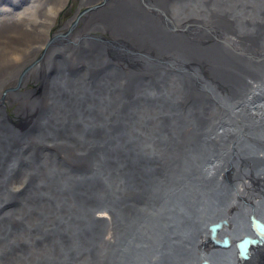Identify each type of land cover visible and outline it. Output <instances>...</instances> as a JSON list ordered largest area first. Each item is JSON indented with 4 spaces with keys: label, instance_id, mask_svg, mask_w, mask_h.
<instances>
[{
    "label": "bare ground",
    "instance_id": "1",
    "mask_svg": "<svg viewBox=\"0 0 264 264\" xmlns=\"http://www.w3.org/2000/svg\"><path fill=\"white\" fill-rule=\"evenodd\" d=\"M67 1L0 0V10L9 9L7 15L0 11V244L14 246L11 253H0V264H22L14 260L27 251L32 252L22 255L27 261L50 256L48 252H62L64 257L88 253L82 264L108 257L116 235L94 217L100 208H107L94 201L101 186L92 174L69 169L76 171L73 166L91 159V145L97 139L103 140L105 148L112 141L105 124L114 100L122 98V64L132 69L149 59L167 60L164 56L171 52L161 55L153 47L164 50L171 45L187 51L185 62L192 60V66L199 69L207 67L202 70L205 78L220 58L248 67L241 59L249 61L255 53L257 66L264 65V47L259 48L264 46L260 44L264 0H238L249 23L243 20L246 30L239 35L231 33L226 50L205 33L206 21L193 18L204 13L198 0H79L74 15L65 22L59 12ZM192 34L198 46L191 41ZM231 49L246 57L229 54ZM114 51L122 56L112 64ZM84 58L90 64L87 71L82 67ZM161 59L157 61L162 70L166 63ZM258 78L264 83V75ZM167 84V99L169 94L180 95V79L170 76ZM139 94L144 95L142 101L157 97L142 85ZM261 94L262 99L254 97L253 112H264ZM142 101L139 111L145 122L135 126L138 134L155 139L169 132L182 136L177 138L181 147L196 146V156H205L204 169L192 177L187 190L174 194L169 208L158 210L151 224L153 235L144 233L133 254L120 252L121 264H264V243L251 250L248 261H239L234 247L239 238L251 234L250 216L264 223V126L223 128L213 107L191 106L182 116L166 103L148 107ZM186 117L191 124L176 123ZM206 131L213 140L200 141ZM115 146L118 151L112 155L110 149L103 158L113 163V169L124 165L132 170L130 179L152 190L155 186L146 168L166 158L163 149L143 140L137 143L132 135ZM141 149L156 160L151 161L144 151L139 153ZM58 160L68 163L67 168ZM17 194L21 204L13 206ZM181 197L188 200L183 206H179ZM10 212L18 215L23 230L10 229ZM107 215L102 212L100 217ZM26 219L34 236L25 234ZM215 223L219 229L214 237L232 242L226 249L215 246L209 237L208 226ZM133 247L128 243L126 249Z\"/></svg>",
    "mask_w": 264,
    "mask_h": 264
},
{
    "label": "water",
    "instance_id": "2",
    "mask_svg": "<svg viewBox=\"0 0 264 264\" xmlns=\"http://www.w3.org/2000/svg\"><path fill=\"white\" fill-rule=\"evenodd\" d=\"M198 3L201 8H205L204 13L200 12L197 17L193 18L202 19L204 23L206 21V25L209 24L205 33L211 36L213 43H216L219 47L221 46L224 50H226V42L230 39L231 33L238 34L239 31L246 30L245 27H242L243 20H246L247 23H249V20L243 17L245 11L240 1L206 0L203 2L198 0ZM262 35H264V32ZM192 36H190L192 38L191 41L198 46L195 34ZM226 36L228 39H223ZM145 42L143 41L142 43L145 44ZM262 43H264V38L260 41V44ZM153 50L161 55L171 52L164 56L168 57L167 60L158 58L166 63L163 69L159 68L161 63L157 61L158 59L154 62L149 59L145 63H138L132 69H125L127 63L122 64L123 77L120 91L122 98L121 100L119 99L120 97L116 98L119 99L117 102L114 100L113 109L109 118H107V124H105L106 133L109 134L112 141L108 143L106 148L101 139H97L94 142L95 145H91L94 147V152L91 159H89L91 163L86 171L84 170L89 160L81 165L73 166L76 171L69 169L77 174H92L93 179L101 186L102 191L95 196L94 201L97 204L105 203L107 208H100L94 214V217L103 222L109 230L114 229L116 235L109 244L111 247L107 250L108 257L107 255L105 256L106 258L103 257V260H106V264L121 257L120 252L133 254L136 250V245H138L137 243L140 242L144 233L148 237L153 235L151 224L154 223L158 210L168 207L173 202L174 194L187 190L192 177L199 176L204 169L203 161L205 156H196V146L192 147L189 145L186 147L184 144L181 147L177 138L182 136L169 132L167 136L155 139L151 135L143 136V134H138L139 128L135 126L145 122L139 111L140 102L142 97H144V95H138L141 85L145 86V90L147 88L152 89L157 95L156 99L153 95L143 98L142 102L148 107H155L163 102L169 108L181 111L182 116H186L185 113L191 106L205 107L207 105L215 108V118L223 124V128L238 125L249 126V128L264 126V112H253V109L257 107V104H255L257 101L254 100V97H261L262 99L261 93H264V83L258 78L264 75V65L261 66L259 64L261 67L257 66L258 62L256 63V61L259 59L255 53H252V56H249L250 60L246 61L241 59L246 57L245 54H240L234 49H231L230 52L227 50L229 54L233 53L238 58L240 57L241 62L244 61L248 67L220 58V62L211 66L212 71L215 72L212 73L211 71L205 78L202 70L205 71L208 68L203 66L200 70L196 66H192L194 61L187 60L185 62L187 51H184L182 47L176 48V46L170 45L164 50L160 49V47H153ZM121 54L118 51L112 52V62L119 60L118 58H121ZM112 66L114 67V65ZM170 76L173 79H180L183 84L180 95L169 94V99H167V83ZM252 78L253 80H251ZM108 104L111 103L109 102ZM176 123L181 126V124H191L192 121L186 117L181 119V121H176ZM211 124L214 127L216 125L214 122H211ZM207 132L209 131L203 133L200 141L203 139L207 141L213 140L208 137ZM129 135H132L137 143L143 140L154 146V148H162L167 158L162 162L155 161L156 159H154L155 157L152 153H146L145 149L139 151V153L144 151L147 155H150L148 157L151 161L157 163L151 168H146L149 171V173H146L147 177L149 180H153L152 182L155 186L152 190L148 189L145 184L141 185L130 179L132 170H129L124 165L113 169V163L103 158L110 149L112 150L111 154L114 155L118 151L115 144L119 140L126 139ZM206 147L204 143L202 148L206 149ZM215 153L216 151L213 152V155ZM58 161L63 167L67 168L68 163ZM36 176V174L32 176V179L36 180ZM198 185H200L199 182H197ZM179 200V206H183L188 201L186 197H181ZM102 212L108 214L106 218L100 217ZM121 217L122 220L119 221ZM164 217L167 219L170 216L166 213ZM250 226L257 235L264 231L262 225L255 221L253 217L250 219ZM218 227L219 224H210L208 226L210 230L209 237L215 246L226 249L229 247V241L226 239L216 240L214 237L216 232H218ZM123 237V241L120 242ZM251 240L245 237L240 238V241L235 244L238 255H243L248 251L247 248ZM128 243H131L134 247L126 249Z\"/></svg>",
    "mask_w": 264,
    "mask_h": 264
},
{
    "label": "flooded vegetation",
    "instance_id": "3",
    "mask_svg": "<svg viewBox=\"0 0 264 264\" xmlns=\"http://www.w3.org/2000/svg\"><path fill=\"white\" fill-rule=\"evenodd\" d=\"M78 1L79 0H69L68 6H66V8H65V10L63 12L64 13L63 14L64 15L63 16V20L65 22L70 20V18L74 15L75 11L77 10V2ZM82 11H84V10H82ZM52 36H54V34ZM88 65H90L89 62L87 61V59L84 58V60L82 62V67H84L86 69V71L88 69V67H87ZM46 103H48V105L50 104L48 102V100L46 101ZM30 147H31V144L29 145V148ZM16 197L17 198H15L16 200H14V202H13L14 205L13 206H18L19 204H21V202H20L21 201L20 200L21 197H19V194H17ZM15 214H16L15 212H10V213L7 214L8 215L7 217H8V220H9V222H8L9 227L11 226V223H12L11 222V220H12L11 217H14V218L18 217V215L17 214L15 215ZM33 230L34 229H32V227L30 225V220L26 219V229H25V234H27L26 236L27 237L28 236H30V237L34 236L32 234ZM0 247L2 248V249H0V253H5V252L8 251V254H9L12 251L11 248L14 247V246H12L11 244H6V245L0 244ZM31 253H32L31 251H27L24 254H19L17 256V259L14 260V261L15 262L19 261V263H22V264H52V261L50 259H44V257H48V258H51L53 261H55L56 264H82L85 261L86 257H90V255L88 253H84V252L83 253H81V252L74 253L71 257L62 256L61 255L62 252L57 253V254H60V255H56L53 252H48V253H50V256L45 254V255H42V256L35 257L34 260H29V261L24 260L22 255H27V254H31ZM121 259L122 258L119 257L118 259L111 260L109 262V264H121ZM100 260H98L97 262H93L94 260L92 258V260L90 262H91V264H106V260L105 259L104 260L100 259Z\"/></svg>",
    "mask_w": 264,
    "mask_h": 264
},
{
    "label": "rangeland",
    "instance_id": "4",
    "mask_svg": "<svg viewBox=\"0 0 264 264\" xmlns=\"http://www.w3.org/2000/svg\"><path fill=\"white\" fill-rule=\"evenodd\" d=\"M7 1H10V0H7ZM67 2L69 3V1H67ZM33 3H34V2H33ZM38 3H40V2H38ZM68 3H67V6H68ZM4 5H5V4H4ZM5 6H6V5H5ZM2 7H3L2 4H0V9H1ZM77 7H79V2H77ZM8 8H9V7H8ZM65 8H66V7H65ZM65 8H64L62 11L59 12V14H61V15H59L60 17H61V16H64V15H63V14H64L63 12H64ZM6 9H7V8H6ZM6 9L0 10V11H2L4 14L7 15V11H6ZM7 10H9V9H7ZM0 13H1V12H0ZM60 17H59V19H56V21H55V27L52 29L53 32H51V34L54 33V35H55V33H57L56 31H57L58 29H57L56 27H57L58 24H59ZM62 21H64V20H62ZM52 35H53V34H52ZM12 109H13V107L9 110V113H10V114L13 112ZM37 110L39 111L40 108L37 107ZM41 111H43V110H42V107H41ZM11 116H12V115H11ZM11 116H10V117H11ZM12 117H13V116H12ZM245 226H246V228H247L246 230L249 231L250 228H248V224H247V223L245 224ZM211 246H212V245H211ZM234 252H235V251H234ZM6 255H7V254H6ZM235 255H236V253H235ZM4 256H5V255H4ZM5 258L8 259L6 256H5Z\"/></svg>",
    "mask_w": 264,
    "mask_h": 264
}]
</instances>
